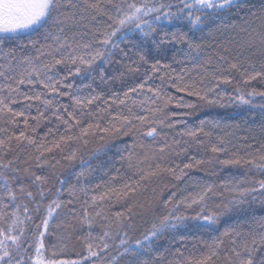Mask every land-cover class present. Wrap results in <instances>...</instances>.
Masks as SVG:
<instances>
[{
	"label": "snow or ice",
	"instance_id": "6c2138e0",
	"mask_svg": "<svg viewBox=\"0 0 264 264\" xmlns=\"http://www.w3.org/2000/svg\"><path fill=\"white\" fill-rule=\"evenodd\" d=\"M231 15L239 16L238 23L228 26L234 36L216 40L210 30L215 43L196 41L210 21L223 22ZM177 24L186 25L187 31L169 33L167 26ZM121 44L130 47L126 50ZM149 44L153 48L148 51L164 56L165 45L177 46L171 62L149 60L145 51ZM133 49L137 60L129 56ZM118 53L130 61L128 73L140 74L139 81L123 91V98L113 93L101 106L97 102L103 99V90L97 92L92 83L76 87L68 82L80 77L94 83L98 77L101 84H108L105 68L99 65L120 64ZM0 61V264H161L166 257L156 243L173 234L171 244L189 220L207 236L192 237L191 247L175 249L167 264H264V216L240 208L257 201L264 206V142L258 148L250 143L237 146L228 138L231 133L215 135V123L206 127L207 122L201 121L199 127L181 131L177 125L187 121L175 119L204 106L223 107L225 101L258 108L264 118V90L252 87L254 81L264 82V0L258 4L253 0H0ZM173 64L180 65L179 72ZM23 85H39L46 91L22 92ZM228 86L234 88V95L228 94ZM170 88L195 99H177ZM63 97L71 103H61L58 98ZM30 101L42 105L36 106L37 115L26 111L35 106ZM18 104L23 105L19 110L13 107ZM170 107L192 111H168ZM49 112L64 130L57 128L58 135L47 141L53 134L49 127L37 140L36 128L49 119ZM21 118L24 127L17 134ZM30 120L36 121L35 126ZM165 129L175 131L180 139L170 140ZM97 136L105 142L132 137L127 155L121 156L130 176L120 175L118 168L109 181L92 186L93 170L84 161L79 171L68 175L33 170L49 165L46 154L63 152L76 142L87 145L89 137ZM30 148L35 150L31 163L21 156ZM240 148L247 151L241 153ZM76 156L70 148L63 159L73 161ZM173 156L187 162L176 163ZM51 159L55 163L50 167L55 169L60 160ZM226 168H244L261 178L230 176L217 185L189 176L192 170L214 176ZM164 176L177 182L164 187L176 191L161 201V193L153 188L148 203L136 199L141 189ZM118 177L116 186L113 181ZM216 196L223 199L216 202ZM156 201L159 207H154ZM119 203L123 210L113 211ZM234 209L250 210L252 215L222 224L221 218ZM189 210L194 214H187ZM145 212L152 215L150 227L138 223ZM69 227L83 240L74 259L65 257L67 235L58 231ZM179 239L189 237L180 233Z\"/></svg>",
	"mask_w": 264,
	"mask_h": 264
},
{
	"label": "trees",
	"instance_id": "16d2710c",
	"mask_svg": "<svg viewBox=\"0 0 264 264\" xmlns=\"http://www.w3.org/2000/svg\"><path fill=\"white\" fill-rule=\"evenodd\" d=\"M254 3H259V0H253ZM239 16L231 15L227 17L223 22L217 21H210L207 25H205L204 31L202 33H197L195 39L197 42L200 43H215L216 40H226L227 38L234 36L235 32L228 27L232 23H238ZM187 31V27L184 24H177V25H168L167 30L169 33L177 31V30ZM212 31L216 37V40L213 39L212 35H209V31ZM24 35V34H22ZM121 47L125 48L126 50L130 47L128 44H121ZM165 49L167 50V56L163 54H158L155 50L148 51V49H152L153 46L149 44L145 51L147 52V56L149 60H155L157 58L161 59L163 62L170 63L171 62V55L172 51L174 50L175 45H165ZM129 56L132 57L133 60L138 59V55L136 50L133 49L129 52ZM118 58L121 59V63L117 64L113 62L108 66H104L100 64V67L105 68L106 78L109 80L108 84H101L99 78L97 77L96 81L93 83L90 79H81L80 77H71L68 82H71L76 87H80L86 83H92L93 88L96 89L97 92L103 90L104 96L103 99L97 103L103 106V100L108 99L113 95V93H119L121 98H123V91H126L128 87L134 86L140 79V74H130L127 72L126 65L130 63L127 58H123L119 56ZM2 63V61H0ZM147 67V66H145ZM173 68L176 72L180 71V65L173 64ZM59 71L61 75L65 73L63 68H60ZM120 73H124L122 79H112L113 77H119ZM143 73V68L141 69V74ZM239 79V76L236 77ZM156 84H159V80L155 81ZM235 84V81H234ZM225 87V86H222ZM243 87V86H242ZM252 87H255L257 90H264V82L254 81ZM31 90V93H35L36 91H46L40 88L39 85L31 86V85H23L21 86L22 92H28ZM228 94L234 95L235 90L233 87H226ZM62 91H70L69 89H62ZM85 93H90V89H85ZM169 92L177 99L183 97L185 100H194L193 97H187L184 93L176 92L175 88H170ZM150 95V94H149ZM133 98H136L135 94H133ZM143 97H140L142 99ZM61 103L70 104L71 101L69 97L58 98ZM257 101H260L261 98L257 97ZM28 103H33L35 106L31 109L26 110L31 115H37L36 106H40L39 102L30 101ZM109 103L111 101L109 100ZM16 109H21L23 105H13ZM92 108H95L96 105H92ZM112 110L115 113L116 105H112ZM168 111H175V112H190V109H180L175 107H170ZM49 117L48 120H42L40 122V126L36 128L35 138L37 140H41L45 137V133L48 131V128L51 127L53 129V134L47 137V141H51L55 138L57 133V128L59 132H63L64 125L60 121H56L54 117L51 116V113H46ZM20 123V128L16 129L17 134L20 129L24 127L22 123ZM88 119H91L90 117ZM175 119H184L187 121V124H178L177 129L183 130L185 127L188 128H197L200 126L201 121H206V127H211L213 123L218 125L217 128L214 129L215 135L223 136L226 133H231L228 137L230 140L233 141L234 144L237 146L241 144H253L254 147L258 148L260 143L264 142V118L260 115V109L258 108H250L248 105H238L237 102H233L231 104L225 101V106L221 107L219 105L213 106H204L200 108L198 111H195L191 116L187 117H176ZM29 123L35 126L36 121L30 120ZM166 132H170L169 139L171 140L173 136H175V131L165 129ZM29 134H32L29 130ZM2 135V134H0ZM176 139H180L179 136H175ZM247 138V139H245ZM89 142L87 145H84L83 142H76L74 144H70L68 147H65L64 151L61 152L60 150H55L53 153L46 154L49 157V165H46L44 169H37L33 168L34 171L37 173L43 171L45 174H52L53 172L59 173L62 175H68L70 173L79 171L81 168V161H84L85 166L91 168L92 176V186L95 184H104L106 181H109L110 177L116 175V169H120V175L130 176L131 171L127 169L126 162L121 161V156L127 155V146L133 143V139L131 136H121L118 138L111 139L107 142L102 141L97 137H89ZM187 139V137H185ZM76 150L77 156L76 159L73 161H68L63 159L65 155H67L69 149ZM138 151H143L142 149H137ZM34 149H29L27 153H21L22 159L27 158L29 162H33L31 160V156L34 154ZM241 153L247 151L245 148H240ZM200 155H208L211 156V153H203L201 152ZM55 157L56 159L60 160V164L57 165L55 169L50 167L51 164L55 163V160L51 159ZM176 163H183L187 162L185 157H172ZM23 162L21 163V167H23ZM203 167V166H202ZM217 169H220L219 165H216ZM107 173V175H105ZM189 176L195 178L196 180L200 181H214L217 185L222 183L224 180L228 179L230 176H235L239 178H243L244 176H248L249 179L255 177L256 179L261 178L259 174L252 172L248 173L244 168H231V169H222L218 171L217 175H205L204 171L199 170H192L189 171ZM54 179V177H53ZM188 177H185L187 180ZM177 183L176 181L171 180V177L164 176L159 178L158 180L154 181L152 184H148L146 188L141 189L136 194V199L140 203H148L152 196H153V188H156L158 192L161 193L159 200H163L167 198V196L172 191H176L175 188L171 187H164L165 184H174ZM180 186H183V182H179ZM113 184L119 186L120 180L119 177L116 181H113ZM3 180L0 179V195L3 194ZM59 185H57L58 187ZM222 191V189H218ZM99 191V190H97ZM216 202H219L223 199L221 196H216L213 198ZM78 207V205H77ZM154 207H159V201H156ZM124 205L123 203L116 204L113 208V211L116 210H123ZM241 209H254L255 214L257 217L264 216V206H262L259 201L255 202L254 204H244L240 206ZM10 210V209H8ZM189 215L194 214L191 210L187 213ZM252 215V212L249 211H239L234 209L232 212L228 213L226 216L221 218V223L224 224L225 222L231 223L236 219L244 220L249 218ZM152 215L151 213L145 212L144 213V220L138 221L142 227H150ZM69 223H73L69 221ZM142 230V229H141ZM58 231L63 232L67 235V239L65 240L66 249H65V257L66 258H76V255L82 251L83 249V240L80 238L78 232L72 231L71 227L67 230L64 228L58 229ZM183 233L189 237L186 241H181L179 239V234ZM173 234H168L164 238H161L156 243V248L159 252L164 254L166 259L161 261V264H167L168 260L172 258L171 253L175 251L177 248L184 247L185 245L189 248L192 244V237L197 235L207 236L206 233H199L195 227V222L189 220L187 222V227L182 228L179 230V233L176 234V239L173 240L171 244H169V240L172 239ZM49 239H54V237H49ZM165 249H169L168 252H165ZM218 264H223V261H218Z\"/></svg>",
	"mask_w": 264,
	"mask_h": 264
}]
</instances>
